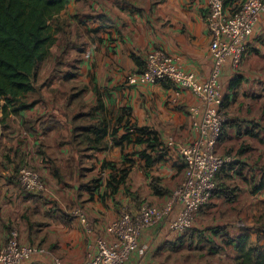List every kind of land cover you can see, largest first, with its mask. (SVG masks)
<instances>
[{
    "label": "crops",
    "instance_id": "crops-1",
    "mask_svg": "<svg viewBox=\"0 0 264 264\" xmlns=\"http://www.w3.org/2000/svg\"><path fill=\"white\" fill-rule=\"evenodd\" d=\"M241 1L232 0V7ZM206 16V0H70L49 20L54 53L36 67L35 91L24 99L32 104L16 112L7 105L4 115L0 101V248L16 230L20 245L44 250L21 264H55L57 259L80 264L95 248V237L113 240L107 225L133 206L125 186L138 192L139 200L147 195L146 203L162 207L169 202L183 176L179 149L197 138L203 107L189 90L171 82L128 85L124 79L141 67L147 52L159 48L204 80L212 64ZM246 47L242 60L237 65L227 60L219 77L220 109L227 121L215 150L234 154L235 162L219 170L216 180L219 188L235 190L230 200L223 193L211 200L226 207L240 204L242 195L248 204L264 197V188L254 190L264 169V16ZM237 76L241 81L230 87ZM192 107L198 111L192 113ZM234 120L236 124L228 123ZM129 125L159 133L166 149L161 161L146 168L141 151L155 152L145 143H115ZM94 127L104 128L106 135L98 137ZM246 129H253L254 136ZM126 157L131 160L126 181L112 190L107 180ZM23 166L40 175L43 190L21 187L17 173ZM76 207L86 213L91 232L72 215ZM209 212L211 207L201 208L193 226L179 234L169 225L173 210L142 232L137 249L123 264H186L187 258L203 264L195 252L214 253L188 232L204 228ZM226 236L235 238L222 230L210 234ZM221 246L231 256L229 264H235L236 242ZM211 261L227 264L224 259Z\"/></svg>",
    "mask_w": 264,
    "mask_h": 264
},
{
    "label": "built area",
    "instance_id": "built-area-1",
    "mask_svg": "<svg viewBox=\"0 0 264 264\" xmlns=\"http://www.w3.org/2000/svg\"><path fill=\"white\" fill-rule=\"evenodd\" d=\"M231 1L206 0L205 21L212 64L204 80L197 79L193 72L180 65L176 57L159 48L145 54L142 68L126 75L124 81L128 85L168 81L194 94L203 107L197 123L199 134L192 143L179 149L183 176L172 190L169 202L162 207L144 203L137 212L121 210L106 227L113 240L108 243L104 238L95 237V248L80 264H123L137 249L145 229L158 224L175 210L174 217L168 219L169 225L175 233L184 234L193 226L196 213L211 200L219 170L233 160L232 156L220 155L215 150L224 122L220 109L221 69L227 60L232 65L242 60L247 51V40L252 36L256 23L264 16V0H242L234 7ZM197 111L198 107H192V113ZM172 140L170 137L168 143L171 144ZM17 180L27 192L44 189L40 175L32 168L21 167ZM72 215L80 220L86 231L91 232L87 215L81 207H76ZM43 251L39 246L20 245L17 231L12 230L0 248V264H21L31 255ZM55 264L62 262L57 259Z\"/></svg>",
    "mask_w": 264,
    "mask_h": 264
},
{
    "label": "trees",
    "instance_id": "trees-1",
    "mask_svg": "<svg viewBox=\"0 0 264 264\" xmlns=\"http://www.w3.org/2000/svg\"><path fill=\"white\" fill-rule=\"evenodd\" d=\"M69 1L0 0V101L1 99L4 100L1 106L4 115L7 105H10L11 110L16 112L18 109L32 104V101L26 102L24 99L28 93L35 91L33 82L36 67L49 55V47L54 42V31L49 20L59 13ZM136 60L138 61V59ZM240 81V76L233 78L230 81V87L236 86ZM161 82L168 85V81ZM236 122L230 121L228 123L236 124ZM94 129H96L98 137L106 135L104 128L94 127ZM246 133L254 136L255 132L253 129H246ZM123 141L133 144L145 143L146 148L155 152L152 154L146 150L141 151V157L146 168L157 164L166 153L159 133L146 126L129 125L127 131L115 143L121 144ZM130 162L131 160L126 157L124 162L126 167L119 168L114 175L109 177L107 180L108 188L116 190L120 184L126 181ZM234 162L232 160L226 163L221 169ZM105 166L106 164L102 163V169ZM151 187L156 193H159L160 190L154 182L151 183ZM92 188L89 187L90 190ZM262 188H264L263 172L257 185L254 186V190ZM234 190V188H217L216 185L212 195L223 193L230 200L234 197ZM232 241L236 242L235 264H264V243L261 246L252 243L247 232L239 233L234 239H227L225 243L230 244Z\"/></svg>",
    "mask_w": 264,
    "mask_h": 264
},
{
    "label": "rangeland",
    "instance_id": "rangeland-1",
    "mask_svg": "<svg viewBox=\"0 0 264 264\" xmlns=\"http://www.w3.org/2000/svg\"><path fill=\"white\" fill-rule=\"evenodd\" d=\"M56 38L54 39V41ZM51 47V46H50ZM49 47V55L46 57V60H49L50 57H52L54 51H50ZM224 102V99H223ZM224 117L223 126L226 123V113L223 111L222 113ZM229 116V115H228ZM235 122V120H234ZM173 139V138H172ZM173 141V140H172ZM224 156H232L234 157V154H223ZM123 167H126V164H124ZM130 169H128V172ZM127 172V173H128ZM264 173V169L262 170ZM218 188V184H217ZM125 193H129L130 196H133L131 204L133 206L128 205L127 209L130 210L133 208V210H139V208L142 206V204L146 203V196H143L144 199L139 200V196L137 195L138 192L128 190L125 186ZM241 203L237 205H233L230 207H226L223 203H219V201L211 200L205 207H203L204 210L211 207V212L207 213V218L204 220L202 227L199 229H192L189 231V237L191 235H195L197 239L200 242L205 243V246L207 247V250L211 253H214L212 256H205L204 253L201 252H195L196 257H200V261L203 264H213L211 261L214 259L215 261H220L221 259H224L225 263L229 264V253L226 254L222 248V244L225 243L226 238L232 239V237L226 236L225 239H216L210 237V234L212 233L214 236L216 235V232L225 231L226 233H230L232 236H235L237 232H247L249 234L250 241L257 246H261L264 243V197L263 198H257L255 203L248 204V198L245 195L241 196ZM136 211V212H137ZM210 237V239H208ZM222 237V236H221ZM236 237V236H235ZM226 244V243H225ZM190 244H188L189 246ZM186 253V252H184ZM185 255V254H184ZM214 256V257H213ZM213 257V258H212ZM196 258L189 259L185 261L186 264H195ZM199 261V260H198ZM197 261V262H198ZM217 261V262H218ZM233 263V262H232ZM217 264H223L222 262Z\"/></svg>",
    "mask_w": 264,
    "mask_h": 264
}]
</instances>
